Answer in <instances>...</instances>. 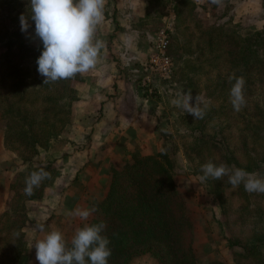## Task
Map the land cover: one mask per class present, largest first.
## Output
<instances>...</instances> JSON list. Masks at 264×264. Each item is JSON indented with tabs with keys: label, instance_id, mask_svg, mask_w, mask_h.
Segmentation results:
<instances>
[{
	"label": "trees",
	"instance_id": "16d2710c",
	"mask_svg": "<svg viewBox=\"0 0 264 264\" xmlns=\"http://www.w3.org/2000/svg\"><path fill=\"white\" fill-rule=\"evenodd\" d=\"M23 1L28 2L0 0V127L7 146L26 152L20 158L25 171L17 173L19 179L13 183L21 191L14 194L8 208L0 214V264L29 261L24 227L47 179L34 189L32 196L24 194L25 180L33 171L53 172L50 163L33 158L42 137L48 141L64 128V106L75 102L72 84L79 79L77 74L44 84L36 63L43 45L35 36L30 41L27 33L21 31L19 18ZM27 8L31 10L30 5ZM29 23L31 27L35 25L34 21ZM199 38L208 51L218 48L226 61L221 75H216L212 83L215 89L210 93L207 88L203 90L204 98L211 102L207 104L204 118L197 119L190 129L191 154L202 162L207 159L217 166L224 163L230 168L234 166L264 176V30L236 37L224 32L222 26H208ZM206 61L208 64L210 59ZM232 76H243L246 81V104L237 112L229 110L233 107L230 89L234 80L229 79ZM234 116L241 120L238 127L233 125ZM124 162L99 184V198L89 205V210L96 211L86 223L105 225L102 235L109 239L111 249L108 264H131L133 258L142 254L157 264H225L198 258L193 224L173 180L174 171L166 151L131 156ZM203 182L211 185L210 194L220 205L224 193L234 199L241 197L247 204L249 192L242 184L233 187L227 176ZM220 225L224 228L223 223ZM246 230L245 234L229 237L222 229L231 263L263 264L259 248L264 245V229L250 224ZM67 244L71 246V242Z\"/></svg>",
	"mask_w": 264,
	"mask_h": 264
},
{
	"label": "rangeland",
	"instance_id": "374dc122",
	"mask_svg": "<svg viewBox=\"0 0 264 264\" xmlns=\"http://www.w3.org/2000/svg\"><path fill=\"white\" fill-rule=\"evenodd\" d=\"M25 2L23 1L20 12L29 16L31 10L27 6L29 7L30 0L27 4ZM162 10L161 23L156 26V31L163 26L168 28V54L174 69L169 80L155 85L154 94H147L151 97L146 104L149 105L150 112L149 127L144 126L139 133L127 131L122 134L123 137L98 140L94 144L93 140L86 138L85 130L80 133L78 125L74 126V102L66 104L64 128L48 141H44L42 137L41 145L33 158L34 161L50 163L53 172L50 174L51 178L44 181L40 197L30 216L36 212L46 215L51 210L54 214L52 217H55V230L64 235L67 243L71 242L75 225L81 223L79 228H82L92 218V214L87 220H82L69 213L75 212L77 208L89 209L93 199L99 198V184L108 179V173L112 169H119L131 156L153 155L163 147L171 160L176 188L184 199L193 224V241L198 258L232 264V256L226 248L224 236L245 234L250 224L257 229H264V193H249L246 205L243 198L234 199L224 193L223 203L220 205L210 194L211 185L200 180L203 174L200 167L207 159L202 162L201 158L191 154L193 140L190 129L197 119L172 105L171 101L178 92L191 91L193 98L199 94L206 104L211 102L204 98L203 90L207 88L210 93L215 89L212 83L214 84L216 75H221L226 57L216 47L208 51L199 35L208 26H222L224 32L228 31L236 37L263 31L264 0H222L220 5L211 4L210 0H175L170 4L165 3ZM33 27L26 34L30 41L35 36ZM209 59L207 64L206 60ZM72 88L74 90V83ZM191 103H194V99ZM213 106H217V103ZM229 110L237 112L233 107H229ZM240 122L239 118L233 117L234 126L238 127ZM91 143L94 146L89 149L83 169L74 176V153L89 148ZM24 154V149L4 143L0 127V214L8 208L14 194L21 191L13 183L19 179L16 174L25 171V165L20 163L21 155ZM54 180L57 181L56 186L53 185ZM42 205L45 206L44 209L41 208ZM232 214L234 216L230 217ZM30 216L24 227L32 225L29 235L38 225ZM241 218L245 220L241 221ZM221 223L224 228H221ZM25 240L30 249V260L34 242H30L26 235ZM259 250L263 259L264 245ZM131 262L157 264L147 254L139 255Z\"/></svg>",
	"mask_w": 264,
	"mask_h": 264
},
{
	"label": "clouds",
	"instance_id": "9594fccd",
	"mask_svg": "<svg viewBox=\"0 0 264 264\" xmlns=\"http://www.w3.org/2000/svg\"><path fill=\"white\" fill-rule=\"evenodd\" d=\"M107 0H30L29 16L21 14V31L27 33L31 27L29 20L35 23V37L40 40L43 50L36 63L38 73L44 77V84L62 79H70L77 74H84L96 68L100 61L104 42L95 34L105 16ZM211 4L220 5L222 0H210ZM230 101L234 110L240 111L246 104L243 76H232ZM194 99V103H191ZM172 105L190 114L194 119H203L208 105L198 94L193 98L191 91L178 92L171 101ZM162 152L166 151L161 149ZM201 181L208 178L220 180L227 176L233 187L243 183L249 193H264V176L249 173L243 169L229 167L224 163L218 166L209 161L201 165ZM50 173L40 169L26 177L24 194L32 196ZM92 209L77 208L69 215L87 220ZM103 223L88 225L75 231L68 246L64 235L59 230H52L44 238L34 242L36 258L39 264H108L111 249L109 239L102 235ZM36 230L43 231L44 225H37Z\"/></svg>",
	"mask_w": 264,
	"mask_h": 264
},
{
	"label": "crops",
	"instance_id": "0c3cea01",
	"mask_svg": "<svg viewBox=\"0 0 264 264\" xmlns=\"http://www.w3.org/2000/svg\"><path fill=\"white\" fill-rule=\"evenodd\" d=\"M174 1L107 0L105 18L95 34L104 42L100 61L95 69L79 74L78 81L74 82V126L78 125L80 133L85 130L86 138L93 140L94 144L98 140L123 137L127 131L139 133L144 126L149 127L150 112L146 104L151 97L143 92L139 82L153 37L159 30L157 27L156 31V26L161 23L164 4ZM94 144L74 153V176L83 169L85 158ZM56 183L54 180L53 185ZM52 215L51 210L46 215L39 212L31 215L38 225H44V230L35 228L30 237L28 231L32 225L28 224L24 233L30 242L55 230ZM74 218L79 219L75 215ZM79 224L75 225L74 231ZM31 250L27 264H39L34 243Z\"/></svg>",
	"mask_w": 264,
	"mask_h": 264
},
{
	"label": "built area",
	"instance_id": "2783aa9c",
	"mask_svg": "<svg viewBox=\"0 0 264 264\" xmlns=\"http://www.w3.org/2000/svg\"><path fill=\"white\" fill-rule=\"evenodd\" d=\"M168 28L159 30L152 40V47L144 64L140 87L146 94L154 92L155 85L169 80L173 74V63L168 54Z\"/></svg>",
	"mask_w": 264,
	"mask_h": 264
}]
</instances>
